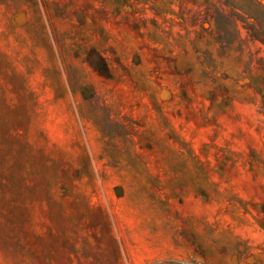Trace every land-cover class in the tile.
Returning <instances> with one entry per match:
<instances>
[{"label": "rangeland", "instance_id": "obj_1", "mask_svg": "<svg viewBox=\"0 0 264 264\" xmlns=\"http://www.w3.org/2000/svg\"><path fill=\"white\" fill-rule=\"evenodd\" d=\"M0 264H264V0H0Z\"/></svg>", "mask_w": 264, "mask_h": 264}, {"label": "trees", "instance_id": "obj_2", "mask_svg": "<svg viewBox=\"0 0 264 264\" xmlns=\"http://www.w3.org/2000/svg\"><path fill=\"white\" fill-rule=\"evenodd\" d=\"M249 15H250L251 17L255 18L257 21L260 22V18H259L258 16H253V14H251L250 12H249ZM260 23H261V22H260Z\"/></svg>", "mask_w": 264, "mask_h": 264}]
</instances>
